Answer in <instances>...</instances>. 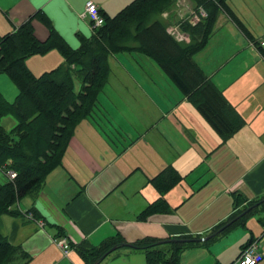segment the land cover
<instances>
[{
	"label": "crops",
	"instance_id": "0c3cea01",
	"mask_svg": "<svg viewBox=\"0 0 264 264\" xmlns=\"http://www.w3.org/2000/svg\"><path fill=\"white\" fill-rule=\"evenodd\" d=\"M89 1L111 17L133 0H0V36L40 13L76 49L80 37L93 31L82 16ZM227 3L251 39L220 15L194 61L243 125L223 139L153 60L136 51L109 56L96 108L75 124L59 167L11 207L15 215L0 216L1 235L26 253L27 264H85L77 246H98L109 238L135 246L145 239L161 244L211 236L185 249L179 264L188 259L190 264H232L261 232L256 240L264 253L259 209L242 225L212 235L264 196V0ZM188 4L182 6L186 12ZM32 27L38 39L46 38L39 22L33 20ZM161 197L166 210L145 211ZM58 237L69 243L67 254L54 243ZM99 264L147 262L142 251L129 247ZM258 264H264V256Z\"/></svg>",
	"mask_w": 264,
	"mask_h": 264
},
{
	"label": "trees",
	"instance_id": "16d2710c",
	"mask_svg": "<svg viewBox=\"0 0 264 264\" xmlns=\"http://www.w3.org/2000/svg\"><path fill=\"white\" fill-rule=\"evenodd\" d=\"M174 1L133 0L114 16L100 12L103 25L92 28L89 38L80 37L76 49L69 47L40 13L27 19L15 32L0 36V74H7L18 91L14 102H8L0 94V121L9 115L16 121L10 132L0 124V171L4 175L7 171L16 174L13 179L6 176V182L0 183V216L15 215L16 211L11 207L38 190L47 175L59 167L75 124L93 114L96 108L97 97L109 75L108 57L119 52L134 49L153 60L223 139L243 125V120L222 92L195 63L194 55L203 49L210 38L219 15L223 14L233 22L250 40L248 29L232 11L227 0H191L195 7L192 6V10L181 19L187 23V18L199 9L205 11L206 17L192 27L181 25L185 29L183 33L190 32L193 37L191 43L180 46L159 22L145 25L147 15H152L161 5L170 7ZM33 20L47 31L42 41L34 34ZM132 23L137 24L134 48L120 43ZM51 50L60 52L63 64L36 77L26 66V59ZM260 55L264 60L262 49ZM73 78L79 83L78 92L74 89ZM240 202L237 195L236 204ZM257 203L256 206H249L252 210L247 211L246 208L227 219L226 223L219 224L212 230V235L217 237L242 225L247 215L256 209L264 214V196ZM166 209L167 203L161 197L148 205L145 211ZM260 223L264 227V218ZM194 239H168L173 242L161 243L167 244L168 249L160 248L157 240L145 239L130 248L132 252L142 251L147 264H179L181 253L193 245ZM252 240H248L247 244ZM114 246L118 249L129 248L126 243L109 238L98 246L81 243L76 250L85 264H94ZM28 260L29 257L20 247L11 245L0 233V264H27Z\"/></svg>",
	"mask_w": 264,
	"mask_h": 264
},
{
	"label": "rangeland",
	"instance_id": "374dc122",
	"mask_svg": "<svg viewBox=\"0 0 264 264\" xmlns=\"http://www.w3.org/2000/svg\"><path fill=\"white\" fill-rule=\"evenodd\" d=\"M188 1L189 3L191 2V0H175L174 1L175 5H174V2H172L170 7L168 5H161L159 9L156 8L154 10L152 15H149V16L147 15L145 25H149L153 22H159L161 25H163L166 28L167 32H169L168 34L171 35L180 46H184L186 44L191 43L192 37H193L192 34L190 32L189 34L186 32H185L186 34L183 33L185 29H183L181 25L184 24L190 27L198 25L200 22H202L205 19L206 14H204L205 11L203 9H199L198 11H195L194 14L191 12L190 14H193V15H191L190 18L189 17L187 18V23L184 22L181 18L186 17V14H188V12H186L182 8L187 5ZM192 6H194L193 2H191V7L189 5L190 9L192 8ZM202 14L204 15L202 16ZM194 18L197 19V22L195 25L192 23ZM136 25H137L136 23H132L130 27H128L126 37L123 38L122 41H120L121 44L124 43L126 47H130V48H134L136 46V43L134 41ZM133 51L128 50V52H133ZM61 57L62 56L60 52L57 50V52H54V53L49 52V53H45L42 55H33L27 58V63L31 67V72L35 74L36 77H40L42 74L60 67L63 61H58V60H63V58ZM73 82H74V89L75 91L78 92L79 83L74 78H73ZM0 94L8 102H14L16 99V96L18 95L16 86L10 80L9 76L4 73L0 74ZM0 124L7 132H10L16 125V121L14 117L9 115V116L3 117L0 121ZM4 182H6V175H4L0 171V183H4ZM255 203L256 201L251 202L249 204L254 205ZM250 210H252V208H250ZM256 218L257 216H253L251 219H256ZM260 235H261V232L256 234L254 240L258 239ZM190 263H191V259L186 260V264H190Z\"/></svg>",
	"mask_w": 264,
	"mask_h": 264
},
{
	"label": "built area",
	"instance_id": "2783aa9c",
	"mask_svg": "<svg viewBox=\"0 0 264 264\" xmlns=\"http://www.w3.org/2000/svg\"><path fill=\"white\" fill-rule=\"evenodd\" d=\"M205 14V13H204ZM202 14V16L204 15ZM90 23L92 28L101 27L104 23V19L100 14L97 5L91 1L85 4L84 14L82 15ZM197 22V19H193V24ZM264 46V43H261ZM6 176L9 179H13L16 174L12 171H8ZM54 243L62 250L63 254H67L70 245L67 243L66 239L63 237H58L54 239ZM264 253L260 251V246L258 241L252 240L246 246H244L238 257L232 264H258L263 259Z\"/></svg>",
	"mask_w": 264,
	"mask_h": 264
},
{
	"label": "water",
	"instance_id": "95a60500",
	"mask_svg": "<svg viewBox=\"0 0 264 264\" xmlns=\"http://www.w3.org/2000/svg\"><path fill=\"white\" fill-rule=\"evenodd\" d=\"M243 215V214H242ZM241 216V215H240ZM211 237V236H210ZM210 237H203V238H199V239H196L194 241L196 242H203V241H206L207 239H209ZM168 242H173V240L171 241H168ZM129 247H131V245H128ZM118 247L117 246H114L112 247L109 252L107 254H105L103 257H101L96 263L94 264H99L101 261H103L110 253L114 252L115 250H117Z\"/></svg>",
	"mask_w": 264,
	"mask_h": 264
}]
</instances>
